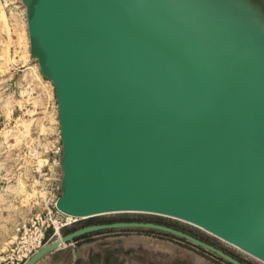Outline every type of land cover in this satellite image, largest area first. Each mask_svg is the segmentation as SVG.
Listing matches in <instances>:
<instances>
[{
    "label": "water",
    "instance_id": "obj_1",
    "mask_svg": "<svg viewBox=\"0 0 264 264\" xmlns=\"http://www.w3.org/2000/svg\"><path fill=\"white\" fill-rule=\"evenodd\" d=\"M232 5L26 0L30 53L56 101L59 211L169 216L264 262V29ZM116 226L172 233L245 264L151 221L84 225L21 264Z\"/></svg>",
    "mask_w": 264,
    "mask_h": 264
},
{
    "label": "rangeland",
    "instance_id": "obj_2",
    "mask_svg": "<svg viewBox=\"0 0 264 264\" xmlns=\"http://www.w3.org/2000/svg\"><path fill=\"white\" fill-rule=\"evenodd\" d=\"M235 1L239 3L233 4L235 7L247 11L246 15L252 22L254 19L264 29V0ZM25 2L0 0V253L15 236L16 227L40 209L36 182L41 179L50 181L52 175L48 170L44 175L46 179L37 177L31 170L33 159L27 155L32 153L37 158L50 156L56 145H60L54 89L30 53ZM222 3L225 5L227 2ZM53 170L59 175L57 181H60V167ZM105 220L165 224L200 240L203 238L205 242L235 255L241 262L264 264L192 224L153 213L110 212L79 218L61 226L59 235ZM149 229L116 226L88 231L74 238L106 239L110 249L126 257V264H130L131 259L137 264H231L213 251L183 237ZM55 237L53 235L46 242Z\"/></svg>",
    "mask_w": 264,
    "mask_h": 264
},
{
    "label": "built area",
    "instance_id": "obj_3",
    "mask_svg": "<svg viewBox=\"0 0 264 264\" xmlns=\"http://www.w3.org/2000/svg\"><path fill=\"white\" fill-rule=\"evenodd\" d=\"M60 145H56L53 154L46 157L37 158L30 153L33 161L31 170L37 177L43 179L49 170L52 175L50 181L40 180L36 182V190L40 198V209L29 215L27 219L16 227V234L9 245L0 253V264H21L31 253L38 249L47 239L53 235L59 236V228L69 224L78 217L66 219L65 213L59 211L54 201L59 194V175L53 170L54 167H60L59 164ZM52 168V170H51ZM37 203V202H36ZM50 231V232H49ZM47 232H49L47 234Z\"/></svg>",
    "mask_w": 264,
    "mask_h": 264
},
{
    "label": "crops",
    "instance_id": "obj_4",
    "mask_svg": "<svg viewBox=\"0 0 264 264\" xmlns=\"http://www.w3.org/2000/svg\"><path fill=\"white\" fill-rule=\"evenodd\" d=\"M125 262L126 257L110 249L106 239L79 237L59 243L32 264H126ZM135 263L138 262L130 260V264Z\"/></svg>",
    "mask_w": 264,
    "mask_h": 264
},
{
    "label": "bare ground",
    "instance_id": "obj_5",
    "mask_svg": "<svg viewBox=\"0 0 264 264\" xmlns=\"http://www.w3.org/2000/svg\"><path fill=\"white\" fill-rule=\"evenodd\" d=\"M218 2H219L220 4H222V5H223L222 2H227L230 6L232 5V4L229 3V0H218ZM232 7L237 8V7H235L234 5H232ZM237 11H238L239 13L242 11V13H240V14H246V12H247V11H245L244 9H241V8H238ZM261 36H262V41H263V43H264V33H263L262 31H261ZM65 215H66V219H70V218L74 217V216L69 215V214H66V213H65ZM183 221H184V220H183ZM61 243H62V242H61Z\"/></svg>",
    "mask_w": 264,
    "mask_h": 264
},
{
    "label": "trees",
    "instance_id": "obj_6",
    "mask_svg": "<svg viewBox=\"0 0 264 264\" xmlns=\"http://www.w3.org/2000/svg\"><path fill=\"white\" fill-rule=\"evenodd\" d=\"M90 217V216H89ZM124 220V219H123ZM104 222H111V221H109V220H105V221H100V222H98V223H104ZM146 230H150L149 228H146ZM201 239V238H200ZM202 240H204L203 238H202ZM205 241V240H204ZM222 250V249H221ZM228 254H230L229 252H228ZM231 256H233L234 258H237L235 255H232V254H230ZM237 259H239V258H237ZM240 260V259H239ZM244 262V261H243ZM244 263H246V264H250V263H247V262H244Z\"/></svg>",
    "mask_w": 264,
    "mask_h": 264
}]
</instances>
